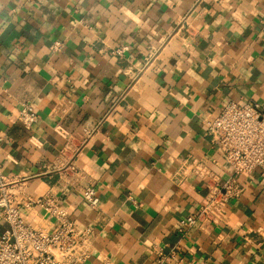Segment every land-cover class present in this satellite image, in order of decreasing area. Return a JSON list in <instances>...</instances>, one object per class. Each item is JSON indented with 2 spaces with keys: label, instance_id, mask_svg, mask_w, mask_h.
I'll return each mask as SVG.
<instances>
[{
  "label": "crops",
  "instance_id": "obj_1",
  "mask_svg": "<svg viewBox=\"0 0 264 264\" xmlns=\"http://www.w3.org/2000/svg\"><path fill=\"white\" fill-rule=\"evenodd\" d=\"M232 101L264 106V0H0V193L45 229L28 201L61 200L87 264H264V170L180 229L234 175L206 124Z\"/></svg>",
  "mask_w": 264,
  "mask_h": 264
},
{
  "label": "built area",
  "instance_id": "obj_2",
  "mask_svg": "<svg viewBox=\"0 0 264 264\" xmlns=\"http://www.w3.org/2000/svg\"><path fill=\"white\" fill-rule=\"evenodd\" d=\"M127 50L128 47H124L118 53ZM19 118L31 130L39 116L32 104H26ZM206 124L211 142L223 150L234 175L224 184L212 187L208 204L196 214L181 220V231L205 218L209 222H216L222 209L241 193L238 177L264 170V106L254 102L232 101ZM93 132L84 131L87 137H91ZM81 194L91 208L99 207L100 198L94 187L83 189ZM28 206L40 207L54 225L51 229H45L28 223L22 217L19 206L2 190L0 217L9 227L0 233V264H87L91 258V228L80 227L72 220L61 200L50 194L29 200ZM102 264L111 263L104 261Z\"/></svg>",
  "mask_w": 264,
  "mask_h": 264
}]
</instances>
